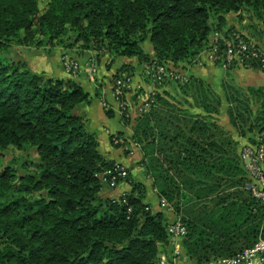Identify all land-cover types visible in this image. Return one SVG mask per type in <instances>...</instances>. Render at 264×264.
<instances>
[{
    "label": "trees",
    "instance_id": "16d2710c",
    "mask_svg": "<svg viewBox=\"0 0 264 264\" xmlns=\"http://www.w3.org/2000/svg\"><path fill=\"white\" fill-rule=\"evenodd\" d=\"M245 12L251 17L245 19ZM234 16L241 26L261 28L256 21H264V0H0V264H158L174 251L169 219L150 208L146 186L131 174L124 181L129 192L101 195L108 187L102 174L117 162L105 157L80 111L91 105V94L15 61L12 47L88 53L87 65L92 52L94 67L107 56L184 71L214 45L225 52V40L242 31L230 26ZM147 40L154 56L144 50ZM250 67L264 71L259 59L244 66ZM133 72L125 65L114 81ZM168 84L184 90L185 108L163 89L167 84L159 85L149 112L134 123L121 117L132 125L131 139L121 141L119 133L111 143L142 150L140 166L187 228L183 260L212 264L264 237V204L247 188L252 181L239 142L217 124L228 103L240 138L253 141L264 134V89H249L263 107L259 113L250 96L231 85L221 96L192 76ZM106 115L115 116L112 110ZM11 150L34 151L36 159L5 165Z\"/></svg>",
    "mask_w": 264,
    "mask_h": 264
},
{
    "label": "crops",
    "instance_id": "0c3cea01",
    "mask_svg": "<svg viewBox=\"0 0 264 264\" xmlns=\"http://www.w3.org/2000/svg\"><path fill=\"white\" fill-rule=\"evenodd\" d=\"M236 23V24H235ZM235 24L237 26V30L240 32V26L239 24H237V22L235 21H231V25ZM241 34L248 37V39H250L251 41H254L258 44H261L263 46V43L261 40L257 39L256 37H253L249 34L248 31H241ZM240 34V35H241ZM144 50L147 54H149L150 56H154V48L152 46V44L150 43L149 40H147L144 45ZM57 52L60 53L61 52H65L63 50V48H59L57 50ZM89 54H86V57ZM204 55V54H203ZM201 55L197 61L193 62L192 64H187L184 65V71L188 73L189 76H192L194 78H198L201 79L203 81H205L209 86H211L215 92H217L219 95H223L224 94V90L225 86H240L238 84H236V82H234L235 79H237L238 81H241L244 83H241V85H244L245 87H250V88H258V86H264V71L263 70H259V69H253V68H240V69H235V70H230L229 72H225L223 69H221V67L219 65H217L216 63L210 62L209 60L206 59L205 55L203 56ZM92 52H91V57H92ZM95 56V55H94ZM200 59V61H199ZM96 60V57H95ZM199 61V63H197ZM29 65V67L38 73L44 72L46 73L48 76L51 77H56V78H61V79H65V80H69V81H73L76 82L80 85H82L92 96V103L91 105L82 108L81 113H83L84 115H86L88 117V129L89 131L95 133L101 143V149L103 154L105 155V157L109 160H114L117 163L123 164L125 165L129 171L130 174L132 175L134 182L136 183H142L146 186L147 188V192H148V197L146 200V203L150 206V208L154 211V212H165L167 218L169 220L172 219L173 214L170 212H166L164 211V209L161 207L160 205V197L158 196L157 190L155 188H153L152 185V181L146 176L145 171L143 169L142 166H140V161L142 160V150L139 147H136V145H134V149L133 150H129V152H131L130 155H127L128 158H121L120 155L115 154L114 151H118L115 150L116 148L112 145L111 143V137L112 136H116L119 133H115V131H120L122 130V128L125 126V129H123L121 132H125L121 133L123 135H121L120 140H130L131 136L133 135V130H132V125H126L125 121L121 119L122 116H120V114H118L115 110H112L115 114L114 118L110 119L107 117L106 115V111L102 108V104H101V99L103 100H107L109 102L112 103V93H111V85L110 83L106 82L105 80H102L101 77H114V75L118 72V70H120V68H122L125 65H129L132 66L134 69V72L132 74V76L137 80V77H139V75H142L144 72V68L145 66L140 65L139 61L137 58H132V59H118V60H110L109 57L107 56H103L100 58V60H97L95 62V69L97 70V72H101V69L103 67L108 68V74H95L94 78L96 77V81H90L87 74H84L83 72L80 73L78 76L73 77V76H69L65 73L63 67L61 66L60 60L58 59L57 61H46L42 62V63H46L43 65L42 69H39L38 66H36L32 60H30L29 58L26 61ZM87 62V61H86ZM148 67V66H146ZM85 71V70H84ZM89 75V74H88ZM91 78V76H89ZM98 77L99 81L98 80ZM132 77V78H133ZM232 79V81H230L229 79ZM92 79V78H91ZM94 80V79H93ZM260 82V83H258ZM222 87V91H218V88H220L221 90ZM242 87V86H241ZM164 90H167L166 88H163ZM140 93V92H139ZM99 94V96H98ZM143 95V93H142ZM133 100H135L137 102V98H133ZM226 106V105H225ZM224 107V104L222 106V108ZM222 108L220 109V111L222 110ZM198 112V110H196ZM139 115L136 114L135 111L131 112V118L132 119L130 122L134 123L135 119L138 118ZM227 117V116H225ZM217 118H219V116H217ZM115 123H114V122ZM117 121V122H116ZM217 124L219 126H221L224 130L229 131L232 135V138L239 142V150L238 153L241 152V150L244 148V146H247L249 144H253L256 140V138L260 135H257L253 142L252 141H247L248 139L246 138H239L237 131L232 127L229 117L224 118V119H218ZM128 127H131V131L129 133ZM117 137V136H116ZM118 140V139H117ZM242 140H244V142H242ZM128 152V154H129ZM139 152L141 154V158L140 161L134 162L136 163V165L133 166L132 164V156L134 155V153ZM117 156V157H115ZM125 160H128L130 163H127ZM132 161V162H131ZM132 164V165H131ZM131 190V187L128 183L123 182L119 185V187L115 190H111L108 187L103 188L102 191V196L104 198L106 197H111V198H115V197H119L124 193H127ZM150 193L151 196L153 198H150ZM163 209V210H162ZM172 215V216H171ZM178 247H181V243L179 244V242L177 243ZM164 256V255H163ZM183 257L181 258V260H179V262L177 264H192L191 262L186 261V257H185V261L183 260ZM255 264H264V256L259 258L258 260L255 261Z\"/></svg>",
    "mask_w": 264,
    "mask_h": 264
},
{
    "label": "built area",
    "instance_id": "2783aa9c",
    "mask_svg": "<svg viewBox=\"0 0 264 264\" xmlns=\"http://www.w3.org/2000/svg\"><path fill=\"white\" fill-rule=\"evenodd\" d=\"M226 49L224 53H220L217 45L206 53L205 57L210 62L218 63L220 67L225 70L230 68H243L249 60L259 59L264 65V48L260 44L254 41H247L241 37L240 34H234L232 41L225 40ZM93 70L94 67V55L90 59ZM61 64L65 73L69 76L76 77L81 73V64L72 55L64 52L61 56ZM151 70L149 76L158 85L174 83V82H185L188 79V74H185L179 68L174 67L172 64H151L149 67ZM96 71V70H95ZM132 77L123 75L118 78L114 83L112 91V103L103 100L104 107L106 110H110L111 106L116 107L115 110L121 116L130 118V112L133 110L137 115H142L150 111L154 103L152 95L144 101H140L137 106L136 101L133 100L131 94L136 92L133 88ZM140 100L141 98L138 97ZM137 110V111H136ZM114 143H119L116 138L113 139ZM242 164L248 172L251 181L247 188L252 192L254 198L264 204V134L258 136L253 144L244 146L240 152ZM130 171L123 164L117 163L112 168L106 170L103 175V180L107 184L108 188L115 190L119 187L121 182H124L129 177ZM162 208L171 210L172 207L165 200H160ZM169 233L172 237V243L174 251L172 258H167L165 255L161 257L158 264H177L182 257V250L177 246V243H181L187 234V228L177 218L169 224ZM264 256V237L261 238L253 247L248 248L240 252L231 258H222L212 264H255V261Z\"/></svg>",
    "mask_w": 264,
    "mask_h": 264
},
{
    "label": "rangeland",
    "instance_id": "374dc122",
    "mask_svg": "<svg viewBox=\"0 0 264 264\" xmlns=\"http://www.w3.org/2000/svg\"><path fill=\"white\" fill-rule=\"evenodd\" d=\"M251 17V15H250V13L249 12H245L244 13V18L245 19H248V18H250ZM237 19H238V16H234V17H231V21H237ZM258 20V19H257ZM246 22V21H245ZM256 22H262V26H261V28H259L257 25L255 26V27H249V22L247 23H245L244 25H242L241 26V24L239 23V26L242 28V31L243 32H245V31H248L249 32V34L251 35V36H253V37H256L257 39H259V40H261L262 41V43L264 42V21H260V20H258V21H256ZM236 24V23H235ZM235 24H233V25H235ZM238 24V23H237ZM144 45V44H143ZM261 45V44H260ZM261 47L262 48H264V43H263V46L261 45ZM59 49V47H56V48H53V47H51V48H48V47H44V46H40V47H32V46H13L12 47V49H11V57L12 58H15V61H22V62H26L27 61V59L29 58L30 60H32V62L36 65V66H38L39 67V69H42V67H43V65L44 64H46V63H42V62H45V60L46 61H48V60H50V61H57L58 59L60 60V63H61V56H62V54H63V52H61L60 53V55H59V53L57 52V50ZM208 51H205L203 54L204 55H206V53H207ZM78 53H82V54H84L81 50H79L78 51ZM70 55H72L73 56V54L75 55V50H73V53H69ZM92 55H96V53H92ZM203 55V56H204ZM75 57H76V59L79 61V63L81 64V73L83 72L84 74H87V76H88V78H89V80L90 81H96V77L94 78V75L95 74H108L109 72L107 71L108 70V68H106V67H103L102 69H101V72L99 73V72H97V70L95 71V70H93V67L91 66L92 64H91V62L87 65L86 64V57H82V56H77V55H75ZM208 60V59H207ZM199 61H200V59H199ZM199 61L197 62V63H199ZM61 66H62V64H61ZM145 66V65H144ZM148 67H146L145 66V68H144V72H143V74L142 75H139V77H137V80L133 77L132 78V82H133V88L136 90V92H133L132 94H131V96H132V98H137L138 100H137V102H136V105L135 106H137L138 104H139V102L140 101H144V100H146V99H148V98H151V94L154 92L155 93V91L157 90V88H158V84L153 80V78L151 77V76H149V74L148 73H150V71L149 70H151L149 67H150V65H147ZM63 67V66H62ZM221 69H223L222 67H221ZM235 69H240V68H235ZM235 69H233V70H235ZM85 70V71H84ZM226 73L227 72H229L228 70H225V69H223ZM185 72V71H184ZM89 74V75H88ZM185 74H188L187 72H185ZM89 76H91V78L89 77ZM189 76V75H188ZM94 79V80H93ZM101 79L102 80H105L106 79V82H108V83H110V85H111V93H112V91H113V88H114V83H115V81H114V77H101ZM100 79H99V77H98V80L97 81H99ZM230 81H232L233 82V80L230 78L229 79ZM101 81V80H100ZM234 82H236V84H238V85H240V86H234V87H236V88H238V89H240V90H242L243 91V93L245 94V95H247V96H250L249 98L252 100V102H254V106H255V108L259 111V113L261 112V111H263V107L261 106V104H260V102H258L257 100H255L256 98H254V97H252L251 95H250V93H249V89H250V87H245L244 85H241V83H243L242 81H241V83H240V81H238L237 79H235L234 80ZM258 83H260V82H258ZM244 84V83H243ZM242 86V87H241ZM165 88L168 90V92H169V94H170V97H172V98H174V99H176V100H178V101H181V103H180V107L181 108H185V92H184V90H182L181 89V87H178V85L176 86V85H173V84H167V86H165ZM258 88H262V89H264V86H258ZM224 90V89H223ZM223 90H222V87H221V90H220V88H218V91H222L223 92ZM140 92V93H139ZM142 93H143V95H142ZM221 96H223V95H221ZM253 96H255V95H253ZM261 96H263V93H260V94H258V97H261ZM138 97H140L141 98V100L138 98ZM264 97V96H263ZM169 98V97H168ZM170 99V98H169ZM171 100V99H170ZM178 101H176V102H178ZM256 101H257V103H256ZM171 102H172V100H171ZM101 104H102V108L107 112L108 110H106V108L104 107V103H103V99H101ZM226 105V106H225ZM178 107H179V105H177ZM114 108H116V107H113V106H111V108H110V110H112V109H114ZM229 108H231L230 107V105H228V103H224V107L222 108V110H221V112H220V114L218 115L219 116V120L222 118V119H224V118H227V117H229V115H228V109ZM137 111V110H136ZM131 112H133V110L131 111ZM131 112H130V114H131ZM225 116H227V117H225ZM260 116V118H262V116H263V114H260L259 115ZM131 118V117H130ZM130 120H132V119H130ZM114 122V121H113ZM117 122V121H116ZM115 123V122H114ZM125 127H127V126H125L124 125V127L122 128V130L123 129H125ZM132 127V126H131ZM131 127H128V130H129V133H130V131H131ZM122 130H120V131H115V133H124V135H125V132H121ZM123 135V134H122ZM132 137V136H131ZM115 138V137H114ZM240 138V137H239ZM131 139V138H130ZM248 139V138H247ZM112 141H113V139H112ZM248 141V140H247ZM251 141H252V139H251ZM121 141H119V143H120ZM242 142H244V140H242ZM250 142V141H249ZM253 142V141H252ZM120 144H122V143H120ZM134 146H133V144H131V143H129V142H124V144H123V146H121V148H119V149H115V150H118V151H114V153L115 154H118V155H120L121 156V158H123V159H125V158H128L127 157V155H130L131 154V152H129V150L131 151V150H133L134 148H133ZM128 152H129V154H128ZM115 157H117V156H115ZM133 158L131 159L132 161V164H133V166L134 165H136V163H137V161H140V158H141V154L139 153V152H137V153H134V155L132 156ZM29 160V159H33V160H35L36 159V153L33 151V152H31L30 154H28V153H21V152H16V151H14V150H11V151H9V152H7L6 153V156H5V159H4V164L5 165H7V164H10V163H12L13 161H15V162H20V161H24V160ZM127 163H130L128 160H125ZM134 162H136V163H134ZM131 164V165H132ZM125 166V165H124ZM15 167H16V165H15ZM17 169H19L20 170V166L19 165H17ZM150 198H153L152 196H151V193H150ZM161 200V199H160ZM172 207V206H171ZM164 209V208H163ZM162 209V210H163ZM164 211H166V212H170V213H172L173 214V216H172V219L171 220H169V224L170 223H172L174 220H175V218L177 217V215H176V213H175V211H174V208L172 207V211L171 210H167V209H164ZM181 248V247H180ZM181 250H182V248H181ZM163 256V255H162ZM161 256V257H162ZM182 256H183V251H182ZM182 258V257H181ZM181 260V259H180Z\"/></svg>",
    "mask_w": 264,
    "mask_h": 264
}]
</instances>
